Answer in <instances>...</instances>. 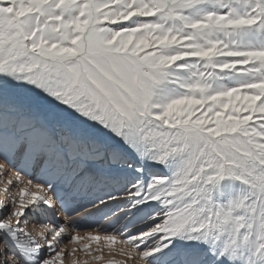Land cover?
Returning <instances> with one entry per match:
<instances>
[{"label":"snow or ice","instance_id":"1","mask_svg":"<svg viewBox=\"0 0 264 264\" xmlns=\"http://www.w3.org/2000/svg\"><path fill=\"white\" fill-rule=\"evenodd\" d=\"M118 237L264 264V0H0V264Z\"/></svg>","mask_w":264,"mask_h":264},{"label":"rangeland","instance_id":"2","mask_svg":"<svg viewBox=\"0 0 264 264\" xmlns=\"http://www.w3.org/2000/svg\"><path fill=\"white\" fill-rule=\"evenodd\" d=\"M59 215V214H58ZM61 219H63V217H60ZM93 223V221L91 220H82L81 221V227L85 229V231H81V236H85L86 235V231L87 226L89 224ZM93 234H97L95 231H93ZM121 238L118 237V241L116 244L111 246V249L108 246L107 241H104L103 239H101L99 242L96 241H92V248L91 251L93 252L94 255H102L103 259L102 260H93L91 256H88L86 253H84L83 251L78 253V256L81 260V264H83L84 260H87L89 262V264H120L121 261L125 260V257L122 255H119V248L121 247V244L119 243V240ZM89 241L82 239L80 241V245L82 246L84 243H88ZM72 246H76V245H70L69 247ZM97 249H101L100 252H97ZM128 264H131V262L129 261Z\"/></svg>","mask_w":264,"mask_h":264}]
</instances>
